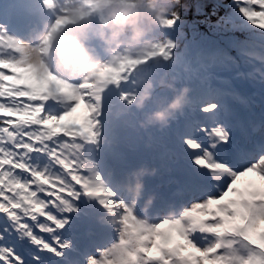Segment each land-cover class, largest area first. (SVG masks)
Returning <instances> with one entry per match:
<instances>
[{"label": "snow or ice", "instance_id": "1", "mask_svg": "<svg viewBox=\"0 0 264 264\" xmlns=\"http://www.w3.org/2000/svg\"><path fill=\"white\" fill-rule=\"evenodd\" d=\"M63 3L40 0L50 15L26 39L0 28V264H79L61 232L82 195L121 216L115 240L87 264H264V94L249 100L260 108L258 125L251 110L242 115L212 99L182 125L185 109L171 121L179 125L176 162L186 179L167 198L166 215L144 223L149 208L123 188L127 167L104 177L87 153L111 149L122 126L143 119L150 109L133 106L139 66L170 60L174 44L154 38L151 51L136 57L109 58L98 48L104 63L93 80H69L52 68L42 74L31 63L40 33L73 23ZM237 5L264 30V0ZM176 19L169 15L162 28Z\"/></svg>", "mask_w": 264, "mask_h": 264}, {"label": "clouds", "instance_id": "2", "mask_svg": "<svg viewBox=\"0 0 264 264\" xmlns=\"http://www.w3.org/2000/svg\"><path fill=\"white\" fill-rule=\"evenodd\" d=\"M180 4L181 0H64V14L73 23L60 30L48 25L39 35L38 51L31 63L42 74L52 68L69 80H93L104 61L96 47L88 43L90 39L97 40L109 58L119 53L131 57L146 54L151 51L163 21L169 15L177 14ZM40 50L43 51L42 55ZM163 64L159 57L151 62V67L159 73L155 83L139 76L140 70L149 66H139L133 94L134 108L143 112L148 102L153 101L157 87L166 93L164 99L167 101L144 114L143 119L137 122L141 130L167 128L173 119L182 114L190 100V87L178 86L176 79L163 69ZM156 171L142 165L129 172L123 181L124 191L136 201L143 199L145 209L152 206L155 196L145 197L144 179L156 175ZM140 219L148 222L147 217ZM100 220L115 227L121 222V216L115 210L107 209Z\"/></svg>", "mask_w": 264, "mask_h": 264}, {"label": "trees", "instance_id": "3", "mask_svg": "<svg viewBox=\"0 0 264 264\" xmlns=\"http://www.w3.org/2000/svg\"><path fill=\"white\" fill-rule=\"evenodd\" d=\"M37 1H38L37 6L34 5L29 8H23L19 4L12 6L9 0H0V10H1V13L7 14V7L11 6V9H10L11 17H16L15 21H16L17 26L19 27L18 30L20 31V30L26 29L30 31L32 30L33 27L40 26V21L42 18L50 15L49 13H45L42 11L41 6H40V0H37ZM3 19L11 21L8 15H4ZM95 23L96 22L94 21L93 26H95ZM174 25H177V24H174ZM198 26L200 27V30L197 29ZM201 26L202 25L199 22L194 23L190 26V29L188 31L195 30V29L197 30L194 31L196 32L194 37L188 38V40L192 39L191 41H193L195 44L197 42H203V41H209V43H212L213 39L210 37L209 33H213L215 36L219 37L220 41L218 42L220 43L218 44H221V39H224L225 41L230 40L233 47L231 46V50L230 48L224 49V55L231 56L234 59V61L233 60L230 61V64H231L230 67L232 68L236 66L234 68L236 72L235 75H240L241 72H243V69H244L243 62L244 61L251 62L252 58L254 57L255 59L258 60V62H262V61L264 62V31H247L246 33L242 35L233 36L230 34V32H227V33L218 32L217 30L219 29V26L210 25L208 26V29L204 27L201 28ZM176 27H178L177 30L180 29L179 25L174 26L173 27L174 31L170 32L168 36H165L163 38H161V33L158 31V35H156L155 38L160 39L163 42H169L170 38L179 37L176 31ZM75 31L79 32L80 29H75ZM244 37H247V39L249 40L247 42L242 41ZM88 43L90 45H94L96 49L99 48L101 50L102 48L99 42L95 40L94 38L90 39ZM177 43H180V42H177ZM182 45L183 44H180V46ZM204 47L205 45L195 47L191 50H187L186 48H180L179 50H177L174 46L173 51L175 53L171 55V58H170V63L171 65L174 66L172 69V73H174V75H180L182 69L179 68V65L185 66L187 63H189L193 59V56L196 54L198 55V54L203 53L201 56H204V58L209 57L208 53H204L206 51L202 50L204 49ZM205 62H209V60H206ZM256 68H259V67H256ZM155 70L156 69L154 67L142 68L141 73H139V76L142 77L144 80L151 79L153 81H157L159 76L158 74L155 73ZM215 71L217 70H214V72ZM252 71L253 70H250V72ZM207 74H209V72ZM183 78L186 79L185 73H184ZM237 82L238 81H235L233 85H237ZM177 84L178 86H182V85L189 86L188 80L183 83H177ZM161 92L162 91L160 90V91H157V93L155 94V98L157 101H155L153 104L151 103L146 106V108L150 109L147 112L152 111L157 106H161V105L163 106L167 102L163 96L164 92L162 93ZM195 92H199V91H196V89H191L190 94H194ZM130 120H132V122H129L126 126H122L119 129L118 134L115 138V141L111 149H105L100 155L96 156L100 162H103V164H109L110 161L114 159L115 168L118 169L122 165L128 164L130 160L132 161L136 160L138 162V161H142L146 159L145 153L147 152L139 150L138 146H139L140 140L147 137L148 132H150L154 128L148 129L147 131L141 130L138 127V124H137L138 121L136 119H130ZM121 132H124V134H121ZM126 136L131 137L132 140H129V141L125 140L124 146L118 145L120 139H125ZM93 199L94 198H90L85 195H82L79 198V200L74 205L77 211H73L67 214L66 218H67L68 223L64 226V229L61 232L62 238L66 240L67 242H69L71 245L70 249L67 250V255L69 256L78 255L79 260L81 258L82 252H85L87 247H89L95 241V236L92 235V233L93 232L95 234L99 233V229H100L99 225L102 224L100 218L103 216V214L100 213L96 205L93 204ZM44 235L47 239L48 237L46 236V234Z\"/></svg>", "mask_w": 264, "mask_h": 264}, {"label": "rangeland", "instance_id": "4", "mask_svg": "<svg viewBox=\"0 0 264 264\" xmlns=\"http://www.w3.org/2000/svg\"><path fill=\"white\" fill-rule=\"evenodd\" d=\"M9 2L11 3L12 6L19 4L23 8H29L31 6L38 5L37 0H9ZM10 9H11V6H8L7 7V14H4V13H2V14L8 15L11 18V10ZM0 12H1V10H0ZM177 17H178V19H176V21L174 23L177 25H173L172 27L161 28L159 30V32L161 33V38L168 36L170 32L174 31L173 27L179 25L180 26L179 30H177L178 27H176V31H177L179 37L170 38V40H169L170 42H172L174 44V46L177 50H179L180 48H186L187 50H191L195 47L205 45L204 49H202V50L206 51L204 53H208V56L210 58L217 57L218 59H222V60H226L228 58L227 55H224V49L230 48V50H231L232 44H231L230 40L225 41L224 39H221V44H218V43H220V42H218V41H220L219 37L215 36L213 33H209L210 37L214 41V42L212 41V43H214V44L209 43V41L197 42L195 44L193 41H191L192 39L188 40V38H193L194 35L196 34V32H194V31L197 29L200 30V27L198 26L197 29L188 31L192 24L199 22L202 25L201 28L204 27L207 29H208V26H210V25L219 26V29L217 30L218 32H220V33L230 32V34L233 36L242 35V34L246 33L247 31H264V30H260L258 28H254L246 20V18H244L242 16V14L239 12L237 0H181V4L178 7V11H177ZM1 28L4 29L9 35H11L15 38H19L17 35H15V29L4 28L3 25H1ZM156 35H158V32L156 33ZM19 39H22V38H19ZM248 40L249 39H247V37H244L242 39V41H246V42ZM177 42H180V43H177ZM180 44H183V45L180 46ZM174 53L175 52L172 49L171 55H173ZM202 54L194 55L193 59L189 63H187L185 66L179 65V68L182 69L180 75H174V73H172V69L174 66L171 65L170 60L164 62L165 70L171 76L177 77V83H183V82L188 80L187 78H186L187 80L185 78H183L184 70H185L186 66H190L192 61H196V60L201 59L203 57V56H201ZM209 66L210 65H208L207 67H209ZM263 66H264V63H263ZM218 67H222V66L218 63L215 64L214 68H218ZM139 73H141V70ZM155 73L158 74V76H159V73L157 70H155ZM153 82L155 83L156 81H153ZM255 84H257V83H255ZM261 89L263 90L262 87H261ZM157 91H160L158 87H157L155 93L153 94V96H154L153 101H149L148 104H151V103L153 104L155 101H157L155 98V94L157 93ZM165 95H166V93H164L163 96L165 97ZM249 100H250V98H248L243 103H239L238 105H234L233 108L236 109L238 107L243 106L244 104L250 105ZM251 107L255 108L254 106H251ZM257 110H260V108ZM239 113H241L243 115L242 108H240ZM195 116H196V112H194V111H192L189 114L190 118H195ZM258 116H259V112L256 113V117H258ZM130 122H132V120H130ZM153 177L156 178L158 176L154 175ZM172 183H175V181L173 180V177H169V179L167 180V184H172ZM161 206H163V205L161 204V205L155 206L151 210L152 213L149 211L150 209L148 210V214H152V219H153V217H157V216L162 217L163 216V214L160 213ZM97 209L100 213L105 214V210L102 208V206L99 203L97 205ZM147 218L150 221L152 220L151 218H149V216H147ZM105 229H106L107 237L104 239V241L97 244V247L92 246V248L90 249L91 251L84 255L85 257H83L84 260L82 261V264H87L88 256L98 255V253H97L98 248H103L106 244L115 240L116 234L113 230V227L108 225V227H106ZM95 248H97V249H95Z\"/></svg>", "mask_w": 264, "mask_h": 264}, {"label": "bare ground", "instance_id": "5", "mask_svg": "<svg viewBox=\"0 0 264 264\" xmlns=\"http://www.w3.org/2000/svg\"><path fill=\"white\" fill-rule=\"evenodd\" d=\"M238 108H241V107H238ZM251 110H255V108H252Z\"/></svg>", "mask_w": 264, "mask_h": 264}]
</instances>
